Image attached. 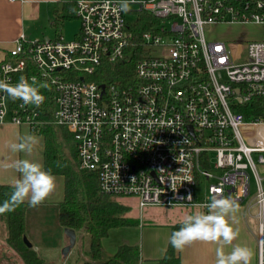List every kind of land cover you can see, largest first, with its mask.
<instances>
[{"label": "built area", "instance_id": "built-area-1", "mask_svg": "<svg viewBox=\"0 0 264 264\" xmlns=\"http://www.w3.org/2000/svg\"><path fill=\"white\" fill-rule=\"evenodd\" d=\"M17 1V0H10ZM77 0L80 28L59 34L21 35L0 62V80L42 78L43 102L11 105L0 91V123L27 124L33 132L53 123L73 135L78 165L96 170L104 193L133 197L146 206L208 208L205 194L239 204L258 223V264H264V0ZM138 11L157 22L133 42ZM217 23L255 24L238 61L228 40L209 35ZM137 59L133 75L101 78L106 66ZM54 103L51 116L44 103ZM43 115V116H42ZM190 196V198H189Z\"/></svg>", "mask_w": 264, "mask_h": 264}, {"label": "crops", "instance_id": "crops-1", "mask_svg": "<svg viewBox=\"0 0 264 264\" xmlns=\"http://www.w3.org/2000/svg\"><path fill=\"white\" fill-rule=\"evenodd\" d=\"M62 5L63 0H0V62L9 58L10 49L16 45V41L21 35H24L28 40H40L52 38L59 34L60 32L58 33L53 26V19L56 10H60ZM49 28L54 32L51 35L47 33ZM29 136L33 138L29 147L20 148L19 145L26 142ZM44 151V135L33 132L27 124L18 125L9 120L0 123V184H16L21 179L22 174L19 171L18 163L22 160L39 162L44 166ZM53 175L56 177L54 192L38 206L33 207L30 204L28 206L26 211V237L36 249H38V246L46 247L49 242H54L53 245L62 247L67 251L71 250L74 245L71 246L70 236L59 221V205L65 196V177L61 174ZM136 201L138 203L137 199ZM184 208L186 210L184 213L181 212V217H178L174 212L172 216L177 217H169L168 220H160L155 223V226L162 230L154 232L153 236L149 237L144 231L146 229L144 228L145 208L140 209L139 207L140 210L137 216L130 215L139 219L138 224L111 229L108 236L103 239V245L110 252L116 251L118 246L123 243L138 245L143 260L161 258L170 241L172 226L182 223L188 215L208 211V208H203L200 205ZM251 216H248L245 208L240 206L239 210L229 217L230 223L239 229L237 239L231 245H223L222 242L194 241L186 245L183 250H178L182 264H216V251L218 248L223 247L224 251L228 252L236 245L249 247L253 253L250 264H258V231L250 223L249 218ZM139 226L141 227L140 237L137 233ZM125 229L129 231L134 229V232L130 233ZM75 232L77 233V231ZM113 232L116 234L120 232L118 234L120 238L108 243L111 246L108 248L106 241L111 240Z\"/></svg>", "mask_w": 264, "mask_h": 264}, {"label": "trees", "instance_id": "trees-1", "mask_svg": "<svg viewBox=\"0 0 264 264\" xmlns=\"http://www.w3.org/2000/svg\"><path fill=\"white\" fill-rule=\"evenodd\" d=\"M137 13L139 18L134 25L133 42L137 47H141V34L150 27V23L157 22V19L147 11ZM75 16H77V0H63L62 8L56 10L53 26L59 33L64 22ZM136 60L132 58L128 62L118 61L107 65L105 74L101 78L84 77L101 79L105 82L123 81L126 76L133 75ZM21 77V73L15 74L13 84ZM36 82L43 87L45 81L39 78ZM40 92L44 95L41 87ZM19 101L21 100L10 97L12 106ZM43 109V115L51 116L54 109L51 93ZM36 132L45 137V170L65 177V196L59 205L60 224L65 228L87 233L89 236V250L83 264H182L178 250L170 242L163 256L155 260H143L140 247L129 243L120 244L114 252L105 249L103 239L108 236L111 229L138 224L139 219L128 214L130 206L121 201L120 196L100 190L99 175L96 170L79 168L74 138L65 126L48 123L39 126ZM15 185L0 184V206L8 202L14 208L12 211L0 213V220H5L7 223V241L21 255L24 264H45L33 245H28L25 241L26 211L29 203L27 201L12 203ZM180 226L181 223L173 225L172 233Z\"/></svg>", "mask_w": 264, "mask_h": 264}, {"label": "clouds", "instance_id": "clouds-1", "mask_svg": "<svg viewBox=\"0 0 264 264\" xmlns=\"http://www.w3.org/2000/svg\"><path fill=\"white\" fill-rule=\"evenodd\" d=\"M130 2L131 0H125L121 5L122 10H127ZM40 87L42 85L37 84L34 78L29 82L28 79L21 77L15 84L0 80V91L7 93L14 100L20 99L29 104L39 105L43 102ZM32 140L33 138L29 136L19 147L28 148ZM18 168L22 176L15 185L13 204L27 201L30 206H38L56 189V177L45 170L41 163L25 159L18 163ZM239 208L240 205L234 198L214 196L208 211L188 215L180 228L172 233L169 242L176 250H183L194 241L222 242L223 245H231L239 236V229L230 223L229 217ZM12 210L14 208L8 202L0 206V213ZM252 255V250L245 245H236L228 252L221 247L216 251V264H250Z\"/></svg>", "mask_w": 264, "mask_h": 264}, {"label": "rangeland", "instance_id": "rangeland-1", "mask_svg": "<svg viewBox=\"0 0 264 264\" xmlns=\"http://www.w3.org/2000/svg\"><path fill=\"white\" fill-rule=\"evenodd\" d=\"M136 16H139L138 13H135L133 15H129V18L135 19ZM80 19L75 16L73 18H70L64 22L63 27L59 30L60 34L63 35L64 39L71 40L76 36V32H78V29L80 28ZM54 29V28H53ZM209 35L218 39H225L228 40L231 44V47L234 51V55L236 57V60L238 61H245L246 55H247V44L249 41L259 39L261 37V28L258 27L255 24H239V23H217L209 28ZM48 34H53L52 29L47 30ZM68 150V149H67ZM261 173L264 175V166H261L260 168ZM208 184V181L206 179H201V182L199 183V186L197 187L198 192V200L199 202L208 200L211 201V198L205 194V188ZM256 187H255V181L252 178L251 183V195L244 200L241 204H239L242 207H246L248 201H250L255 193ZM121 201L128 204L130 206V212L129 215H138L139 214V206L133 197H121ZM145 227L144 231L146 232V235L148 234L149 237L153 236L154 232H158L162 229H159V227L155 226V223H158L160 220H165L174 217H181V212L184 213L186 208L184 207H162V206H147L145 207ZM172 212V213H170ZM174 212H176L177 216L174 215ZM256 213V209H252V214L254 215ZM51 214V213H50ZM172 216V217H171ZM167 219V220H168ZM250 223L252 227L258 231V223L257 218L254 216H251L249 218ZM52 224L51 222H49ZM143 224V220H142ZM136 226V225H133ZM138 226V225H137ZM137 231L139 237H140V229ZM143 228V227H142ZM66 228L64 227V230ZM128 232H134V229L132 231H129L125 229ZM120 233V232H119ZM119 233L113 232L111 235V240H107L108 243L114 242L116 239L120 238L118 235ZM8 236V230H7V223L5 220H0V264H24V261L21 257V255L12 248V246L7 241ZM109 238V237H108ZM148 242V240H146ZM54 243V242H53ZM53 243H50L45 246H38V249L35 248V250L38 252L39 256L42 257L45 261V264H83L84 259L87 258V253L89 250V236L87 233H83L82 231H77L76 233V241L73 247H71V250L65 251L62 249V247H58L57 245H53ZM71 244V243H70ZM72 246V245H71ZM108 248L111 246L108 244ZM46 248V249H45ZM48 249V251H46Z\"/></svg>", "mask_w": 264, "mask_h": 264}, {"label": "water", "instance_id": "water-1", "mask_svg": "<svg viewBox=\"0 0 264 264\" xmlns=\"http://www.w3.org/2000/svg\"><path fill=\"white\" fill-rule=\"evenodd\" d=\"M66 233L70 236L71 245H74L75 241H76V232H75V230L70 229V228H66ZM25 241L27 242L28 245H32L27 237H25Z\"/></svg>", "mask_w": 264, "mask_h": 264}]
</instances>
